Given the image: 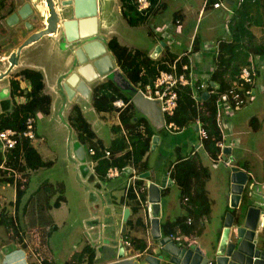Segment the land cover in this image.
<instances>
[{
    "label": "rangeland",
    "instance_id": "rangeland-1",
    "mask_svg": "<svg viewBox=\"0 0 264 264\" xmlns=\"http://www.w3.org/2000/svg\"><path fill=\"white\" fill-rule=\"evenodd\" d=\"M19 1L31 2V0H0V6L4 7L2 11L7 14V10L10 8L9 6ZM44 1L45 0L32 1L33 14L29 21H35L34 17H36V19H38L35 23L36 26L43 24L41 21L43 22L45 15L49 12ZM55 1L57 2V0ZM188 1L189 0H171L169 3L170 6L168 9H165V16L169 18L173 16L175 8L178 10L184 7L185 9H182L187 13V15H185L186 20L183 22V25H181L182 32L177 33V35H175L177 40L171 42V46H174L176 51L181 52L188 50L190 46V33L192 30H195L196 35L197 33L201 34L205 32L206 29L212 25L216 28L221 27V22L219 23L218 18L210 8H204L200 13L204 0H190V5L194 6L191 10L186 9V3H188ZM174 3L175 6H171V4ZM42 12L44 15L41 14ZM111 17L115 19L116 25L119 31L124 35V38H133V40L130 41L131 43H135L145 50H147L148 47L152 50L157 43L161 45V40L152 36L148 25L134 28L128 27L129 25L123 21L124 17L121 11L119 13H113ZM158 20L159 17H157L155 23L159 25ZM6 27L9 28V26ZM16 31L19 33L20 30L16 29ZM16 31L13 32L14 41H10L7 45L8 51L16 47L15 43L18 41V37H15L17 36ZM161 32L162 31L157 29L158 34ZM8 37L9 34L5 36L4 40H1L0 37V46L7 43ZM24 52H26V50H24ZM1 53L2 50L0 49V55ZM5 63L8 65V60H6ZM17 70L18 68L12 73L10 70V73L7 74L8 76L3 75L0 78V114L5 111L2 102L9 101V110V108H13L22 103V101H25L24 95L29 91L28 88L22 87L24 91L22 95L19 90H15L12 87L11 81L15 79L19 73ZM3 72H5V69ZM1 91H4V95ZM262 100H264V96L261 94L257 95L253 103L245 105L239 113L234 116V120L239 121L236 135L242 134L241 137L244 140V144L251 149V152L254 150L256 153H258L259 150L257 147V137L259 136L258 134L261 128L253 130L252 126H249L247 117L250 114L257 113L261 107ZM35 117L37 131L40 135L45 137L43 142L38 144L39 146L37 147L42 150L45 145H50V150L47 149V151L45 149L44 153L47 156V160L53 161V164L52 166L39 168L31 173L29 189L22 197L18 206H15L17 200L16 187L13 184L15 180L13 182L5 180L6 178L9 179L12 177L8 172L7 174L4 172L0 173V264L3 261L4 255H18V245L26 250V255H29L28 251L30 252V259L42 260L43 258L53 260L56 264H67L71 255L76 250L82 249L86 243L92 244L97 249L99 257H101L100 248L106 246V244L107 246L115 248L117 253L121 248L124 249L125 247V254L123 256H118V253L116 259L134 258V254L144 252L145 250L139 249L137 244L140 243L138 239L145 241L148 238V233L146 231L135 232L131 230V237L136 240L130 238L129 240L132 242L130 246L123 247L122 244L121 224L123 222L124 211H122V206L119 207L116 203L121 205L119 201L125 193L128 175L111 178L110 180H101L103 186L99 187L97 183L99 178L95 175L94 163L89 158L88 154H86L84 161L76 156L74 148L76 141H78V137L75 134L72 135L71 128L66 127L63 131L61 130V132L56 131L55 134L51 136L48 135V114L37 112ZM101 122L102 126L100 129H102V131H97V133L106 141L110 139L113 132L107 122ZM262 124L264 125L263 122ZM94 128L97 129V124H94ZM263 132L264 128L262 133ZM163 137L162 135V138ZM164 139L163 148L169 151L170 143L166 141V138ZM228 139H230V137H228ZM87 145L88 143L84 144L85 150H87ZM73 155H75V157ZM149 163L156 170V181L161 183L163 176L166 174V169L170 168V162L165 158L161 159L160 152L157 149L155 151H150ZM82 164L88 167L86 173ZM26 172L28 173V170ZM222 173L225 179L221 178L220 186L215 192L216 203L214 207H211L208 218H204L205 221H203L205 226L202 233L198 235L196 241V243L201 244L202 252L206 253L212 259H216L217 257V249L223 236V217L225 214L227 212H232L237 216V221L234 226L237 229L239 225L244 224L246 209L252 204L251 200L248 202L247 206H243L244 204H242L241 214L238 208L228 206L226 193L230 182L232 183V179L228 168H224ZM92 175L95 176L91 178ZM61 184L65 187L64 196L67 200L62 203L60 208H57L54 207V203L61 195V189L58 187ZM46 185H48L47 187L50 189L55 188L52 196H49L47 189H45ZM180 192V188L176 183L172 184L168 190H164V195L162 197V215L160 219L162 225L169 219H176L184 214L185 211L181 206ZM93 193L97 195V200H94L92 197ZM259 198L263 199V196H259ZM259 202L262 203L261 200H259ZM256 205L264 209V203H256ZM4 217L9 225H6ZM8 217H13L12 221H9ZM117 220L118 223H116ZM231 234L232 236L234 234L236 235V230L234 231L232 228ZM13 235H15V239L22 237L19 239V244L16 243L12 237ZM150 237L148 241H150L151 248L135 259L140 263L146 262L145 257L150 251L154 255H164L161 264H177L170 261L171 255L163 249L160 244V239L154 238L153 235ZM258 246L262 248L261 245ZM6 248L12 249L7 252ZM29 261L31 262V260Z\"/></svg>",
    "mask_w": 264,
    "mask_h": 264
},
{
    "label": "crops",
    "instance_id": "crops-1",
    "mask_svg": "<svg viewBox=\"0 0 264 264\" xmlns=\"http://www.w3.org/2000/svg\"><path fill=\"white\" fill-rule=\"evenodd\" d=\"M32 1L33 0H31V2L30 1L16 2L15 4L9 6L10 8L7 10V14H5V12L2 11L4 7L0 6V26H1L0 37H1V40H4L5 36H7L8 34L10 37V38L9 37L7 38L8 41L6 44H4L3 46H0V49L2 50V53L0 55V72H3L4 69L7 70L9 68L10 66L9 57L11 56L13 52H16L18 50V46L20 47L22 44H24V42L31 35H33L36 32H39L40 30L46 27L44 20L43 22L41 21V23L43 24H41L40 26H36L35 23L37 22L36 20H38L36 19V17H34L35 21L34 20L29 21V19L31 20V17L33 14ZM149 1L151 3V0ZM170 1L171 0H153V3L155 4V6L153 7V10L149 9L151 12L149 11L150 13L149 14L147 13L148 17L146 18V20L141 22L138 25L140 27L148 25L152 36H154L158 40H161V45H159V43L155 44L152 50L150 49V47H148L147 50H145L144 48L136 45L135 43H131L130 41H132L133 38L131 37L124 38V35L119 31L116 25L115 19H112L111 16L115 12L119 13L121 11L122 13V1L121 0H99L100 9H99V12L97 13L98 23H99L98 32L95 36L92 37V39L100 40V42L105 46L106 51L104 54H102V56L104 58H107V57L110 58L113 64L112 68H119L114 54L108 48V45H107L108 41L113 37H116L121 44L131 49H139L143 51L144 53H146V55L156 60L161 59V58L169 59L168 55L171 53L175 54L176 58H178L180 55H183L180 61H178V68L179 69L181 68L182 63H187L190 66V71L193 75H195L194 78L196 79L195 80L196 82H194L192 86L196 87V90L201 92V96H202V94L204 92H207V90L212 91L209 89V84L211 82L210 80L211 74L215 69L214 62H215V58L217 57L219 53V44L223 41L229 42L232 39L233 30L230 25V20L233 17L236 10L240 7V0H214V2L222 1L225 5H227L232 10V12H229L225 7H218V8L213 7L214 2H212V0H204L203 6L200 9V13L203 11L204 8L205 9L210 8L215 13L214 15L218 18L219 23L221 22V27L216 28L215 26L212 25L208 27L205 32L201 34L197 33L196 35H195V30H192L190 33V46L188 50L182 51V52L176 51L175 47L171 46V42L176 41L177 39L175 35H177V33L182 32L181 25H183V22L186 20L185 15H187V13L185 10L182 9L184 7H182V8H179L178 10L177 8H175V11L172 17L169 18L168 16H165V9H168V7L170 6L169 5ZM27 4H29V7L27 8V10L30 13L27 16V18L22 19L19 16H18V19L11 18L13 14L17 13L20 10H23V8ZM190 4L191 3L189 0L188 3H186L187 10H191L192 8H194V6ZM173 5L175 6V3L171 4V6ZM252 10H254V13H255L254 15L255 17H253L255 22L251 24L250 28L253 32L254 40H253V44L250 45L251 50L249 53V60L247 64L245 65L254 64L257 70L262 71V68L264 67V57L260 53H253V51L258 52L260 49L264 47V0H259L257 5L253 7ZM146 11L147 10H145L144 12ZM41 14L44 15L43 12ZM157 17H159V20H158L159 25L155 23V20L157 19ZM123 19H124L123 21L129 25L128 27H131V28L137 27V26L130 25L125 18ZM5 25L9 26V28H7ZM16 29L20 30L19 33H17ZM157 29L162 32L158 34ZM14 31H16L17 33V36L15 37H18V41L15 43L16 47L8 51L9 50L7 47L8 43H10V41H14V36H13ZM92 39H89V40H92ZM69 44L70 43L63 37L61 29H59L57 33L43 35L37 40H34L31 43L25 45L21 49L19 59H17L16 64L11 69V73L17 68H18L17 71L19 72L25 68H31V69H35V70L42 72L43 77H44V83H45L44 93L50 95L51 97L50 111L49 113H47L48 123H49L48 135L52 136L55 134L56 131L61 132V130L63 131L66 127H69L71 128L72 135L75 134L78 137V132L71 125L69 116L72 111V107L75 104H79L85 117L92 124V127L96 133L97 131L99 132L102 131V129H100V127L102 126L101 121L107 122L110 125V129L113 132L110 139L105 141L97 133L98 137L104 141L105 145L110 146L111 141L115 135L114 130H112V126L122 125L120 118H119L120 111L118 110L117 107L114 106V102H113L114 110L112 112L97 111L93 105V95H92L94 89L98 85H100L101 83L105 82L107 79H110V78H108L106 75H101L92 81H86L82 76H80L79 81L85 82L89 90L86 96L82 94V92L80 91V88H81L80 82L70 85L68 83V79L73 73L77 71V67L79 66V64H76V59H77L76 54L74 53L72 48H69ZM24 50H26V52H24ZM185 59L187 61H185ZM6 60H8V63H9L8 65L7 63H5ZM173 62L172 63L168 62L170 63L171 68H172ZM15 78L21 79L19 76ZM93 81H96V82H93ZM203 81L208 82V87L206 90H201V88L199 87L200 82H203ZM66 84H69L71 94H69ZM211 84L214 85L213 83ZM21 86L23 88H30V82L23 79L21 80ZM256 87H257L256 96L259 94L264 96V81H262L261 76H259V78H257L256 80ZM1 92L4 95V91H1ZM201 96L199 97V100L208 99L207 97L202 98ZM256 96L249 103H253ZM262 101H261V107L259 108L257 113L250 114L247 117L249 126L251 125L253 130H257L258 128H261L258 134L259 136L257 137L258 138L257 147L259 148L258 153L254 152V150L251 152V149H249V147L244 144V140L241 137L242 134L236 135V129H237V125L239 121H235L234 116L237 115L239 111L245 105L242 107H235L233 105L226 106L225 105L226 103H225L224 106L222 105L220 107L219 120H221L222 122L221 130L225 134L224 142L228 145V147L226 148L227 149L226 153L227 155H229V157H233V160H234L233 165L236 166L238 170H242L246 174L247 173L250 174L248 178V182L243 186L240 197L234 200V202H238L236 206L232 205L233 185L235 183L234 180L232 179V174L234 173V171L231 166H227L223 162L214 161L211 158L208 151L203 147V143L200 139L198 130L195 129V125H197V121H196V124H194L193 126L181 128L179 131L169 129L168 127H166V125H164V127L160 129H156L152 125L154 129L157 131L156 135L154 136H157L158 139L156 140L157 142H154V136H153L151 140V150L155 151L158 149L160 152V158L161 159L165 158L170 162V168L166 169V174L163 176V178L167 177V181H166V186L162 188V197L164 195L163 194L164 190H168L172 184H175V181H171L172 177L170 176V174L172 171V167L177 162V159L180 154L183 156L197 154L201 157L203 165L209 168L211 176H210V179L206 183V189L208 192V196L211 199V202L213 204V205L211 204V207L212 206L214 207L216 203V196H215L216 193L215 192L220 186V180H222L221 178L225 179V176L222 173L224 168L225 169L228 168L230 170L229 174L232 179V183L230 182L229 188L226 193V196H227L226 201L229 207L238 208L241 214V208H242L241 205L244 204L243 206H247L250 200L253 201V198H252L253 196L249 193L251 191V189L249 188V184L251 182H254L258 185V192L255 194V196L257 194L260 195L259 193H261V196H262L264 193V189L259 187L261 186L262 183H264V161H261V160H264V155H263L264 154V132L262 133L263 128H264V125L262 124V122L264 123V110H263L264 100ZM200 104H202V102H200ZM228 107L230 110H228ZM139 114L143 115L141 113ZM254 117L258 121L254 125H252L251 120ZM164 119L166 121L165 116H164ZM94 124H97V129L94 128ZM140 130L143 131V126L140 127ZM123 132L125 135L127 134V130L123 129ZM37 135H38V139L34 140V142L32 143L38 149V151L43 155L44 159H47L46 158L47 156L45 155L44 150L45 149L50 150V145H45V147L42 150H40L37 146H39L38 144H41V142H43L45 137L43 135H40L38 131H37ZM162 135L164 136L163 138H162ZM228 137H230V139H228ZM164 138H166V141L170 143L169 151H167V149L164 150L163 148V144L165 142ZM78 143H79V139L75 143L74 151H76L75 152L76 156H78L83 161L82 154L84 155L87 154V150H85V147L82 145L81 148H83V151H82V154L81 153L79 154L78 150L80 146ZM150 151L144 157V160L146 159L148 160V164H149L148 171L151 174L150 176H147L144 179L145 182H147V184L148 183L150 184L151 181H156L155 178L157 176L156 170L149 163L150 162ZM73 156L75 157V155ZM93 163L95 167L96 162L93 161ZM130 166H132V164H130L128 167ZM82 167L86 173L88 171V167L83 164H82ZM130 168H134V167H130ZM33 171L35 170H28V173H30L31 175ZM95 175H92L91 178H93V176ZM122 176L123 175H121L120 177ZM130 177H131V174H129L128 176L127 186L129 184ZM17 182L18 181L16 182L14 181L13 183L16 188H17L16 186ZM30 183L31 181L29 182L28 189H29ZM97 183L99 187L103 186L102 181L100 179L99 181H97ZM157 183L161 184L159 181ZM146 190L147 192L145 193L144 191H140V196H142L143 194L147 196L146 194L148 193L147 197L150 200V190H149L148 185H147ZM64 192H65V187H64ZM92 197L94 198V200H97L96 199L97 195L95 193L92 194ZM141 198L142 200L146 199V197L145 198L141 197ZM66 200L67 199L65 197V201ZM150 203H146L145 208H142L141 210V215L143 216L144 223H145V226L143 227V229L141 230L131 229V230L135 232H140V231L145 232L146 231L148 233V238L145 241L147 244L149 243L151 247L150 241H148V239H150L151 238L150 236L152 235V232H151L152 231V218L155 216H158V217L160 216L159 219H161L162 200H161V206L158 210V213L153 208L151 201ZM16 205L17 204L15 203V206ZM116 205H118L119 207L122 206V211H125V209L128 207L126 205H119L118 203H116ZM181 206L183 210L185 211L183 215H185L187 213V209L182 204V202H181ZM60 207H57V208H60ZM130 215H131V210H130ZM207 218L208 217H206V219ZM176 219H169L168 221H174ZM203 220L201 222V226L198 225L200 227V231L193 232V234H195V239L192 243H190L191 245H189V247L190 246L195 247L197 244V246H200L201 248V244L196 243V241L198 239V235L202 233L203 228L205 226L204 225L205 220L204 221ZM236 221H237V216H235L232 212H227L225 216L223 217V226H224L223 233H224V230L227 228V226L231 223H232V228L235 231L236 228L234 226H235ZM116 223H118V220L116 221ZM122 224H121V227H122ZM232 228H231V231H232ZM131 230H130V233H131ZM121 232H122V228H121ZM160 232L162 236L165 237L166 233L163 231L162 223H160ZM225 235L226 234H224V236ZM122 237L123 239H126L124 236ZM232 237H234V235ZM257 237H258L257 245H261L262 248H260L259 246L258 247L262 251H264V229H260V231L259 229L257 230ZM14 240L16 241V243L19 244V240L17 239H14ZM11 249L6 248V251L8 252ZM17 253H18L17 256L16 255L15 256L13 255L5 256L4 255L3 261L1 264H30L29 260H31V262L42 264V261L44 260L43 258L42 260L41 259H38V260L30 259V256H31L30 252L28 251L29 255H26V250L23 249V247L19 245L17 247Z\"/></svg>",
    "mask_w": 264,
    "mask_h": 264
},
{
    "label": "trees",
    "instance_id": "trees-1",
    "mask_svg": "<svg viewBox=\"0 0 264 264\" xmlns=\"http://www.w3.org/2000/svg\"><path fill=\"white\" fill-rule=\"evenodd\" d=\"M122 1V14L127 22L132 26H138L141 22L145 21L147 13L149 14L155 4L151 0L150 6L146 12L140 11L138 8L137 0H121ZM259 0H245L240 4L233 17L230 20V25L233 30L232 39L229 42H221L219 44V53L215 58V69L211 74V82L209 89L212 90L211 97L205 100H199L201 92L196 90L192 85L180 86L178 90L179 103L176 112L173 116L167 117V121L175 122L180 128L191 127L196 124L199 118L202 125L208 132V138L204 140V148L208 151L209 155L214 161L218 160V155L221 148L217 142L222 139V131L218 124V106L216 95L217 93H224L232 85L233 81L237 78L242 66L247 64L249 60V53L251 50L250 45L253 44L254 36L251 30V24L255 22L253 7L257 5ZM214 2V0H212ZM150 11V12H149ZM144 12V13H143ZM108 48L114 54L117 64L124 74V76L137 88L138 83L143 86L154 82L160 70L171 69L170 63L176 58L175 54H169V59H153L146 55L139 49H131L121 44L116 37L111 38L108 43ZM264 57V47L258 52ZM185 61H187L185 59ZM170 62V63H168ZM21 79H13L11 85L15 90H19L22 95L21 80L30 82L29 91L26 92L25 101L19 105L9 108L8 102H2L4 112L0 114V129L13 128L15 130H23L25 128L26 118L30 115H36L37 112L49 113L51 105V97L44 93L45 83L42 72L25 68L18 74ZM263 78L264 81V67L262 71L257 70L255 78V85L257 78ZM213 83L214 85H212ZM212 85V86H211ZM93 105L97 111L114 110L113 102L122 98L129 102L128 106L119 113V118L122 125L112 126L115 135L111 141L110 146H106L104 141L98 137V134L92 127V124L85 117L79 104L72 107L69 119L71 125L78 132L79 150L78 153L82 154L83 148L81 146L86 143L87 154L89 158L96 162L94 167L96 176L100 180H109L107 171L109 167L117 166L123 171V175L129 176V165L140 175L149 170L148 160H144L146 154L151 150V140L156 135V130L144 115H140L136 111V107L132 101L134 92H126L122 90L113 80L107 79L105 82L98 85L93 91ZM202 102V104H200ZM258 120L254 117L251 124L254 125ZM143 126V131L140 127ZM124 130H127L125 135ZM93 148L95 154H90L89 150ZM109 152V154H108ZM180 154V153H179ZM83 161L86 154H82ZM4 163L7 166L18 168L20 176L16 188V204L19 205L22 197L25 195L29 182L31 181L30 173L27 170H37L41 167L52 166L53 162L44 159L43 155L33 145V143L24 138L17 146L9 151L6 155L0 149V165ZM21 163L24 166L21 167ZM131 167V166H130ZM7 174V170L0 167V173ZM2 175V174H1ZM170 176L175 180V183L180 188L181 202L186 207L187 213L178 217L174 221H167L162 225L165 233L178 232L181 230L184 233L199 232L201 222L204 218L208 217L211 210V199L208 196L206 183L210 179V170L207 166L203 165L202 159L197 154L189 156L179 155L177 162L172 167ZM3 177V176H2ZM4 179V178H1ZM10 182L14 178L9 179ZM144 179L138 180V184H142ZM50 185V184H49ZM45 186L49 196L55 191V188L50 189ZM52 186V184H51ZM50 186V187H51ZM61 189V195L56 199L54 207H60L65 201L64 186H58ZM188 196L187 203H183V198ZM145 198V194L142 195ZM121 205H126L131 210V215L127 220V232L122 233L125 238H131L130 230H141L145 226L144 218L141 215L142 207L136 198V193L132 186L125 189V193L119 201ZM188 215L193 217V223L186 224ZM12 218L8 217L9 221ZM5 219L6 225H9ZM199 225V226H198ZM168 227L171 230H168ZM130 229V230H129ZM13 235L12 237L15 239ZM23 236V235H21ZM22 237L16 238L17 240ZM140 242L137 247L141 250L146 248V241L138 239ZM101 257L98 256L97 249L89 243H86L82 249L76 250L70 257L67 264H101L113 261L118 255L115 248L110 246H102L100 248ZM30 264H38L30 262ZM42 264H56L53 260L44 259Z\"/></svg>",
    "mask_w": 264,
    "mask_h": 264
},
{
    "label": "water",
    "instance_id": "water-1",
    "mask_svg": "<svg viewBox=\"0 0 264 264\" xmlns=\"http://www.w3.org/2000/svg\"><path fill=\"white\" fill-rule=\"evenodd\" d=\"M45 1L50 15L49 17L46 16L47 18L45 17L44 19L46 27L31 35L16 52L11 54L9 57L10 66L5 72L0 73V78L3 75H7L13 68L17 59H19L21 49L25 45L37 40L43 35L57 33L58 30L61 29L63 37L70 43L69 48H72L76 54V64H79L77 71L68 79L70 85L80 82V76L86 81H92L98 76L106 75L122 90L130 93L134 92L132 101L137 111L145 115L156 129L164 127L165 120L160 101L152 100L145 96L141 91H137V88L124 76L119 68H112L113 64L110 58H104L102 56V54L105 53L106 48L100 40L92 39V37L98 32L99 23L97 13L100 9L99 0ZM28 7L29 4H27L23 10L13 14L11 18L18 19V16L22 19L27 18L30 14L27 10ZM80 83V91L86 96L89 92L88 87L85 82L82 81ZM69 84L66 85L69 94H71ZM207 95L208 93L205 92L201 97L204 98L207 97ZM195 129L198 130V125H195ZM157 139L158 137L154 136V142H157ZM232 169L234 171L232 179L235 182L233 185L232 205L236 206L238 202H234V200L240 197L243 186L247 181V175L242 170H238L236 166ZM150 175L149 171L141 174L143 178ZM166 181L167 177H164L161 184H158L156 181H151L149 184L150 201L157 213L161 206L162 188L166 186ZM256 203L262 204L263 202L261 203L253 200L252 204L247 207L245 212V222L238 226L234 237H232L231 234L232 223L224 230L217 249L216 259H212L206 253H203L200 246L177 247L174 244L172 245V243L167 242L168 238L163 237L160 232V219L158 216L152 218L151 232L154 238L160 239V244L163 249L170 253V261L172 263L207 264L212 260L215 264H264V251H262L257 245V228L261 216L264 215V209L257 206ZM129 215L130 208L127 207L123 216V234L127 232L126 221L128 220ZM224 234L226 235L224 236ZM119 254L123 256V248L120 249ZM145 258L146 262L144 263H140L135 258H121L104 264H161L164 255L160 254L159 256H155L150 253Z\"/></svg>",
    "mask_w": 264,
    "mask_h": 264
},
{
    "label": "built area",
    "instance_id": "built-area-1",
    "mask_svg": "<svg viewBox=\"0 0 264 264\" xmlns=\"http://www.w3.org/2000/svg\"><path fill=\"white\" fill-rule=\"evenodd\" d=\"M245 0H240V4L243 3ZM255 1V0H252ZM138 2V8L140 11H145L150 6L149 0H137ZM213 7H225L229 12H232V10L225 5L222 1H217L213 3ZM183 55H180L178 58H176L172 64V68L170 70H161L159 74L156 76L153 84L149 83L146 85L138 84L137 91H141L145 96L152 100H159L161 103V108L163 111V114L166 118L165 125L169 129H173L175 131H179L181 128L173 121H167V117L173 116L176 112V109L178 107L179 103V94H178V88L180 86L184 85H192L195 80V75H193L190 71V66L187 63H182L181 68H178V61H180L181 57ZM257 76V68L254 64L251 65H244L242 66L237 78L233 81L232 85L227 89L224 93H217L216 100H217V106H218V124L220 128H222V122L219 120V114H220V107L224 104L226 106H235V107H242L249 103L257 94V87L255 85V78ZM199 87L201 90H206L208 87V82L203 81L200 82ZM212 91L207 90V98L211 97ZM205 93V92H204ZM129 102L119 98L114 101V106L118 108L119 111L123 110L128 106ZM228 110L229 107H228ZM197 125H198V132L200 135V139L203 143L204 147V140L208 138V132L206 128L202 125L200 119H197ZM222 131V130H221ZM24 138L29 139L31 142H34L38 138L37 135V122L35 115H30L26 118L25 121V128L23 130H15L13 128H6V129H0V149L6 155L9 151L14 149L20 141H22ZM225 134L222 131V139H220L217 142V145L221 148V151L218 155V162H223L227 166L234 167L233 165V157H229L226 153V148L228 145L224 142ZM90 154H95V150L93 148H90L89 150ZM109 154V152H108ZM6 160L4 159L3 164L0 165L1 168L4 170L6 169L8 173L14 178L15 182L18 181V178L20 176L19 169L13 168L11 166H7L4 162ZM21 167L24 166V163L20 164ZM132 167V166H131ZM129 173L131 174L129 184L127 188H130L132 186L133 190L136 193V198L140 203V206L142 208H145L146 203H150V200L148 199V193L146 194V199L142 200V196H140V191L147 192V185L149 187V183L143 181L142 184H138V180L145 179L139 175L134 168L129 167ZM246 174V173H245ZM123 175L122 169H120L117 166H112L108 168L107 171V177L108 178H115L120 177ZM247 175V181L249 178V173ZM171 181H175L173 178ZM245 183V184H246ZM264 189V183L259 186ZM249 188L251 191L249 192L253 197V200L259 201L261 200L264 203V193H263V199H260V195L255 194L258 192V185L254 182H251L249 184ZM146 190V191H145ZM189 200V197L186 196L183 198V202L187 203ZM151 204V203H150ZM193 223V218L188 215L186 219V224L190 226V224ZM261 227V228H260ZM172 229V228H171ZM168 227V230H171ZM264 229V215L261 216L259 225L257 230ZM165 237L168 238L169 243L174 244L177 247H189L195 239V234L190 233H184L181 230L178 232H173L171 230L170 233H166ZM131 241L129 239H123L122 244L124 246H130ZM150 245L148 243L146 249L144 252H146L149 249ZM125 248V247H124ZM144 252L136 253L133 255L134 258L140 257ZM125 254V253H124ZM131 257V256H130ZM207 264H215L212 260H210Z\"/></svg>",
    "mask_w": 264,
    "mask_h": 264
},
{
    "label": "clouds",
    "instance_id": "clouds-1",
    "mask_svg": "<svg viewBox=\"0 0 264 264\" xmlns=\"http://www.w3.org/2000/svg\"><path fill=\"white\" fill-rule=\"evenodd\" d=\"M164 120H165V119H164ZM126 239H128V238H126ZM147 245H148V244H147ZM146 247H147V246H146ZM150 248H151V247H149V249H150ZM23 249H24V248H23ZM124 249H125V248H124ZM145 249H146V248H145ZM145 249H144V250H145ZM149 249H148V250H149ZM150 253H151V252L149 251V254H150ZM123 255H124V254H123ZM147 255H148V254H147ZM147 255H146V256H147ZM118 256H121V255L119 254ZM155 256H158V255H155ZM118 258H119V257H118ZM116 260H118V259H116Z\"/></svg>",
    "mask_w": 264,
    "mask_h": 264
},
{
    "label": "bare ground",
    "instance_id": "bare-ground-1",
    "mask_svg": "<svg viewBox=\"0 0 264 264\" xmlns=\"http://www.w3.org/2000/svg\"><path fill=\"white\" fill-rule=\"evenodd\" d=\"M45 2H46V1H45ZM46 16H47V17H49V16H50V15H49V13H48V14H46V15H45V17H46ZM47 17H46V18H47Z\"/></svg>",
    "mask_w": 264,
    "mask_h": 264
},
{
    "label": "flooded vegetation",
    "instance_id": "flooded-vegetation-1",
    "mask_svg": "<svg viewBox=\"0 0 264 264\" xmlns=\"http://www.w3.org/2000/svg\"><path fill=\"white\" fill-rule=\"evenodd\" d=\"M2 3H4V2H2ZM2 5H4V4H2Z\"/></svg>",
    "mask_w": 264,
    "mask_h": 264
}]
</instances>
